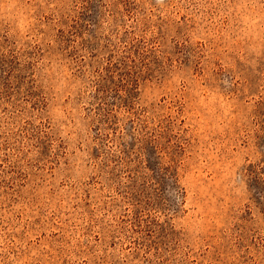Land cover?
Here are the masks:
<instances>
[{
    "label": "rangeland",
    "instance_id": "obj_1",
    "mask_svg": "<svg viewBox=\"0 0 264 264\" xmlns=\"http://www.w3.org/2000/svg\"><path fill=\"white\" fill-rule=\"evenodd\" d=\"M0 264H264V0H0Z\"/></svg>",
    "mask_w": 264,
    "mask_h": 264
}]
</instances>
